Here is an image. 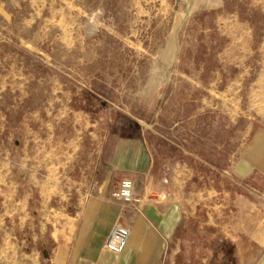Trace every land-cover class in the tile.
I'll return each instance as SVG.
<instances>
[{"label":"rangeland","instance_id":"rangeland-1","mask_svg":"<svg viewBox=\"0 0 264 264\" xmlns=\"http://www.w3.org/2000/svg\"><path fill=\"white\" fill-rule=\"evenodd\" d=\"M0 71L20 109L44 78L99 132L142 129L157 167L203 174L197 214L225 216L227 191L254 184L228 176L264 135V0H0ZM197 230L189 216L177 233L188 252Z\"/></svg>","mask_w":264,"mask_h":264},{"label":"crops","instance_id":"crops-1","mask_svg":"<svg viewBox=\"0 0 264 264\" xmlns=\"http://www.w3.org/2000/svg\"><path fill=\"white\" fill-rule=\"evenodd\" d=\"M43 81L40 103L23 110L0 71V264H175L178 255L194 257L181 264H264V135L229 167L228 177L254 182L247 196L227 191L225 216L205 217L202 173L173 159L157 167L142 129L99 132ZM124 176L140 213L113 198ZM189 216L195 252L177 236ZM115 225L130 234L117 254L103 248Z\"/></svg>","mask_w":264,"mask_h":264},{"label":"built area","instance_id":"built-area-1","mask_svg":"<svg viewBox=\"0 0 264 264\" xmlns=\"http://www.w3.org/2000/svg\"><path fill=\"white\" fill-rule=\"evenodd\" d=\"M113 198L127 204L132 210L140 213V200L135 198L132 193V181L128 176L120 179ZM129 231L121 226H113L105 239L103 248L112 253H120L127 246L129 239Z\"/></svg>","mask_w":264,"mask_h":264}]
</instances>
